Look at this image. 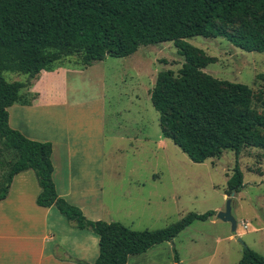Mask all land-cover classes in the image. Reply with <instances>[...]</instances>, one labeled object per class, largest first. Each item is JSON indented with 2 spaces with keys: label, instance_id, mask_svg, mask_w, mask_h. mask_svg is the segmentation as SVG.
I'll return each instance as SVG.
<instances>
[{
  "label": "trees",
  "instance_id": "1",
  "mask_svg": "<svg viewBox=\"0 0 264 264\" xmlns=\"http://www.w3.org/2000/svg\"><path fill=\"white\" fill-rule=\"evenodd\" d=\"M193 36L221 37L244 51L264 52V0H0V140L15 155L0 200L15 174L33 170L37 205H55L78 228L97 235L99 253L91 264H125L130 254L212 216L213 210L189 213L162 229L140 231L119 221L87 219L56 191L51 142L30 139L8 123V108L26 101L21 91L41 70L67 61L86 67L106 56L131 55L141 45L172 41L184 62L177 72L159 71L150 90L162 135L198 163L226 149L236 157L245 147L264 150V91L255 96L246 84L204 72L214 58L185 41ZM7 71L26 74V80L7 81ZM233 172L228 195L243 187L237 162ZM238 264H264V256L245 246Z\"/></svg>",
  "mask_w": 264,
  "mask_h": 264
},
{
  "label": "rangeland",
  "instance_id": "2",
  "mask_svg": "<svg viewBox=\"0 0 264 264\" xmlns=\"http://www.w3.org/2000/svg\"><path fill=\"white\" fill-rule=\"evenodd\" d=\"M185 41L214 58L204 72L246 84L255 96L264 91V52L244 51L221 37L193 36ZM183 62L173 42L165 41L141 45L125 57L107 56L70 76L68 95L79 105L68 111L69 127L76 132V140L86 144L94 142L89 134L95 136V129L103 132L100 146L102 161L107 163L103 179L123 180L122 190L116 186V207H112L116 221L137 231L155 230L189 213L215 212L206 220L192 221L171 240L130 257L127 264H238L244 247L237 238L264 256V150L245 147L236 157L226 149L198 163L161 133L160 115L149 90L159 71L177 72ZM4 77L10 82L25 81L27 75L7 71ZM0 150L1 192L15 155L1 140ZM236 162L243 187L232 196L237 223L232 232L231 224L217 214L225 209L227 181ZM110 199H106L108 204Z\"/></svg>",
  "mask_w": 264,
  "mask_h": 264
},
{
  "label": "crops",
  "instance_id": "3",
  "mask_svg": "<svg viewBox=\"0 0 264 264\" xmlns=\"http://www.w3.org/2000/svg\"><path fill=\"white\" fill-rule=\"evenodd\" d=\"M96 62L78 67L67 61L55 70H41L31 86L21 91L27 95L26 101L8 108V123L30 139L51 142L53 182L60 197L79 207L87 219L111 222L117 220L112 207H116V186L122 190L123 180L103 179L107 164L102 161L100 146L103 132L95 129V136L89 134L94 138L93 150L92 140L87 144L77 141L68 123L69 109L79 105L68 95L70 76L92 68ZM97 109L101 113V104ZM98 129L103 130L101 124ZM109 184L113 187L107 188ZM39 192L33 170L13 176L6 196L0 200V264L93 263L99 253L97 235L91 229L78 228L55 205H37ZM140 254H130L125 264Z\"/></svg>",
  "mask_w": 264,
  "mask_h": 264
},
{
  "label": "water",
  "instance_id": "4",
  "mask_svg": "<svg viewBox=\"0 0 264 264\" xmlns=\"http://www.w3.org/2000/svg\"><path fill=\"white\" fill-rule=\"evenodd\" d=\"M234 193L228 195L227 201H226V206L225 209L218 212L217 217L219 219H221L222 221L225 222H229L231 224V230L232 232L236 231V227H237V223L235 218L232 215V196ZM238 241L241 242V244L243 245V247H245L246 245L244 244L243 241H241L240 238H237Z\"/></svg>",
  "mask_w": 264,
  "mask_h": 264
}]
</instances>
